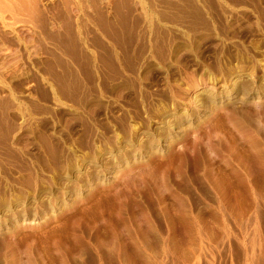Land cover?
I'll return each instance as SVG.
<instances>
[{
  "label": "rangeland",
  "instance_id": "1",
  "mask_svg": "<svg viewBox=\"0 0 264 264\" xmlns=\"http://www.w3.org/2000/svg\"><path fill=\"white\" fill-rule=\"evenodd\" d=\"M0 264H264V0H0Z\"/></svg>",
  "mask_w": 264,
  "mask_h": 264
},
{
  "label": "bare ground",
  "instance_id": "2",
  "mask_svg": "<svg viewBox=\"0 0 264 264\" xmlns=\"http://www.w3.org/2000/svg\"><path fill=\"white\" fill-rule=\"evenodd\" d=\"M234 87V86H233ZM252 89V91L250 92V94L248 93V90H246V92L249 94V97L251 98V99H253L254 100V98H252L251 97V93L252 92H254V89L255 88H250V90ZM257 92H259V91H257ZM257 98H259V97H257ZM256 99V98H255ZM261 101H262V97H261V99H260ZM203 109H201L200 110V112H204V111H202ZM258 111V110H257ZM199 112V113H200ZM243 113V112H242ZM245 113V112H244ZM247 114V113H246ZM243 115V114H242ZM199 116H200V114H199ZM202 117H204V115H202ZM200 119V117L198 118V119H196L195 120V122H198V120ZM256 120V119H255ZM259 121V120H258ZM252 125V124H251ZM255 130V129H254ZM256 131H258V130H256ZM255 133V132H254ZM232 134V133H231ZM249 136V135H248ZM232 137V136H231ZM254 137V136H253ZM178 138V137H177ZM249 138V137H248ZM257 138V137H256ZM242 141V140H241ZM241 141H239V140H234L232 143H234V150H236V151H247L246 149H248L249 147L248 146H246L243 142H241ZM202 145V144H201ZM198 147V146H197ZM160 151L162 150V149H159ZM201 150V149H200ZM249 152V151H248ZM200 153V152H199ZM240 155V154H239ZM210 171V170H209ZM206 174V173H205ZM209 174H210V172H209ZM209 174H207V175H209ZM212 174V173H211Z\"/></svg>",
  "mask_w": 264,
  "mask_h": 264
}]
</instances>
